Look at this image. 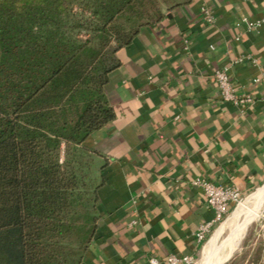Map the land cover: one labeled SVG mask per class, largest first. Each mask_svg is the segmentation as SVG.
<instances>
[{"label":"crops","instance_id":"0c3cea01","mask_svg":"<svg viewBox=\"0 0 264 264\" xmlns=\"http://www.w3.org/2000/svg\"><path fill=\"white\" fill-rule=\"evenodd\" d=\"M183 1L119 51L105 88L117 117L84 143L97 151L98 228L82 264L194 260L215 212L193 179L244 195L264 184V22H241L264 19V0ZM245 55L253 61L235 62ZM229 64L235 88L255 97L249 107L221 97L213 75Z\"/></svg>","mask_w":264,"mask_h":264},{"label":"trees","instance_id":"16d2710c","mask_svg":"<svg viewBox=\"0 0 264 264\" xmlns=\"http://www.w3.org/2000/svg\"><path fill=\"white\" fill-rule=\"evenodd\" d=\"M183 2L0 0V264H82L98 228L84 143L117 117L119 51Z\"/></svg>","mask_w":264,"mask_h":264},{"label":"rangeland","instance_id":"374dc122","mask_svg":"<svg viewBox=\"0 0 264 264\" xmlns=\"http://www.w3.org/2000/svg\"><path fill=\"white\" fill-rule=\"evenodd\" d=\"M85 167L84 171L88 176L87 181L94 185L97 182V164L94 160L91 169L86 168L87 161H89V156L84 158ZM260 189H264V184H261L257 188L253 189L251 192L245 194L241 202L237 205H233L226 215V217L221 221L216 223L211 231L208 233L205 241L202 243L199 253L191 264H208L212 263L214 258H207L204 260V250L206 245L216 234V231L232 216L233 213L241 212L239 218L236 221V226H242V228L236 232L230 228L222 234L216 244V249L218 253L215 257L225 256L229 252L228 256L222 261L223 264H257L264 257V196L258 199L257 193ZM258 199V200H257ZM252 203V204H251ZM242 204V205H240ZM248 207L250 212L249 220L247 225L243 226L246 221L247 215L243 212L242 208ZM241 216V217H240ZM237 226V227H238ZM236 232V233H235ZM231 240V241H230ZM237 244V246H236ZM237 247L232 250L233 247ZM232 250V251H229ZM229 258V259H228ZM208 260V261H207ZM220 262L219 264H221Z\"/></svg>","mask_w":264,"mask_h":264},{"label":"built area","instance_id":"2783aa9c","mask_svg":"<svg viewBox=\"0 0 264 264\" xmlns=\"http://www.w3.org/2000/svg\"><path fill=\"white\" fill-rule=\"evenodd\" d=\"M201 10L206 22L213 24L215 16L212 9L203 6ZM241 22L245 23L248 29H252L258 28L262 25L264 19L250 20L247 17H244L241 19ZM187 45L188 41L186 40L185 46L187 47ZM243 61H253V58L250 55L240 56L235 62ZM230 67L231 64L220 67L215 70L213 75L220 89L222 99L238 107L246 108L251 106L255 102V97L252 94L240 92L235 88L230 75ZM257 81H262L264 83V76L258 78ZM192 184L202 190L208 205L215 212L214 220L203 224L197 233V240L200 243H203L213 226L226 217L233 205H237L241 202L244 194L240 188L235 185L217 184L202 176L195 177ZM181 260L189 263L193 261L192 257H184L181 259L178 256L173 255L169 257L168 262L170 264H176ZM151 263L159 264V261L152 258Z\"/></svg>","mask_w":264,"mask_h":264},{"label":"bare ground","instance_id":"6f19581e","mask_svg":"<svg viewBox=\"0 0 264 264\" xmlns=\"http://www.w3.org/2000/svg\"><path fill=\"white\" fill-rule=\"evenodd\" d=\"M257 196H259L258 199H260L262 196H264V189H260L258 191V193H257ZM240 205H242V204H240ZM242 210H243V212H245V215L248 214L247 218H246V221L243 223V226H246L247 225L246 223H247V221L249 220V217H250V212L248 211L249 210L248 207H246V208L244 207V208H242ZM240 214H241V212L233 213L232 216H230V218L216 231V234L214 235V237L206 245L205 250H204V260H206L207 258H210V257L212 259L214 258L213 262L212 263L209 262L208 264H219L220 262H222L228 256L229 252H227V254L225 256H223V257L222 256L215 257L217 255L216 253H218V251L216 249V244H217V241L219 240V238L222 236V234L226 231L227 228H230V229H232L233 231H236V232H238L242 228V226L239 227L237 225L238 226L237 227L235 225ZM236 246H237V244H236ZM236 246L233 247L232 250H235L237 248ZM232 250H229V251H232Z\"/></svg>","mask_w":264,"mask_h":264},{"label":"water","instance_id":"95a60500","mask_svg":"<svg viewBox=\"0 0 264 264\" xmlns=\"http://www.w3.org/2000/svg\"><path fill=\"white\" fill-rule=\"evenodd\" d=\"M228 259H229V258H228ZM226 260H227V259H226ZM226 260H225V261H226ZM225 261H224V262H225ZM224 262H222L221 264H223Z\"/></svg>","mask_w":264,"mask_h":264}]
</instances>
